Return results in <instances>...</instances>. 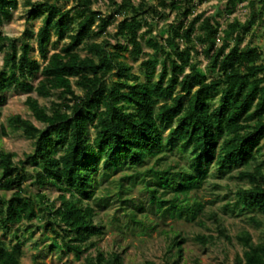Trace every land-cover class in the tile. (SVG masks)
I'll return each instance as SVG.
<instances>
[{
    "label": "trees",
    "instance_id": "obj_1",
    "mask_svg": "<svg viewBox=\"0 0 264 264\" xmlns=\"http://www.w3.org/2000/svg\"><path fill=\"white\" fill-rule=\"evenodd\" d=\"M108 1L115 12L104 16L91 8L92 0H77L67 9L59 1L25 0L28 20L44 14L36 32L41 63L31 57L27 41L18 45L17 38L3 34L1 25L12 17L18 0H0V93L14 87L28 94L26 106L44 124L39 128L18 114L8 119L12 129H21L33 141L34 151L16 162L14 152L0 148V189L12 191L8 199L0 197L2 232L13 225L29 230L32 221H40L56 244L79 256L94 244L93 237L104 233L96 222L97 211L114 197L128 210V227L143 225L136 212L145 210L196 221L204 205L192 201L191 194L210 174L237 168L246 186L237 188L231 208L264 215V161L256 163L264 146V56L257 46H241L252 21L234 19L221 27L211 15L195 11V0H155L154 5L147 0ZM243 1L225 0V11L231 13ZM250 3H258L264 15V0ZM167 8L179 15L168 25L167 37L159 38L152 35L154 22ZM114 23L113 50L107 38L91 40ZM65 38L68 42L54 50ZM198 44L208 60L203 70L193 61ZM82 49L89 54L82 56ZM119 50L141 59L145 80L132 73ZM112 74L116 79L110 83ZM32 92L43 98L56 92L61 100L46 107ZM6 135L0 123V137ZM172 153L178 157L169 161ZM29 162L36 166V183L59 191V204L42 192L29 195ZM118 172H124L113 181L119 191L113 194L108 187L98 195ZM137 181L145 183L147 207L131 196L122 198L130 191L126 184ZM248 218L262 228V238L255 242L249 231H242L237 239L244 250L234 264H264V221L257 215ZM219 231L231 239L224 228ZM183 240L179 233L173 235L163 264H179ZM22 248L20 239L1 240L0 264H23ZM85 261L123 264V254L97 249Z\"/></svg>",
    "mask_w": 264,
    "mask_h": 264
},
{
    "label": "rangeland",
    "instance_id": "obj_2",
    "mask_svg": "<svg viewBox=\"0 0 264 264\" xmlns=\"http://www.w3.org/2000/svg\"><path fill=\"white\" fill-rule=\"evenodd\" d=\"M41 1V0H32ZM59 1L66 9L75 5L77 0H53ZM119 1V0H116ZM140 0H133L137 4ZM155 0H147L148 5H154ZM195 11L205 12L213 17L221 27L234 19L240 20L242 23L252 21L250 31L245 33V39L241 46L246 44L260 48L264 56V15L260 16V6L255 3L251 5L250 0L238 3L231 13L225 11V0H208L198 3L195 0ZM91 8L104 16H108L115 12V6L108 0H92ZM29 6L25 4V0H18V6L13 11L12 17L4 21L1 25L3 34L17 38L18 45L24 40L31 46L30 55L42 60L36 47V32L42 24V17L28 20ZM179 15L175 10L164 9L162 14L155 19L152 35L157 37H167V27ZM76 18L74 20V24ZM115 24H111L107 28L106 34L98 37H91L92 41H101L107 38L112 45L109 49L113 50V45L117 40L112 36L116 31ZM145 30V28L143 29ZM147 37V36H146ZM145 36L142 39L144 41ZM56 38L53 37L52 40ZM68 42V38L59 41L54 50ZM147 52L151 50L144 49ZM203 45H197L198 53H195L193 61L198 63L200 69H205L208 60L203 53ZM52 50L49 49V53ZM82 56L89 54L85 49L78 50ZM123 55V60L132 66V73L139 75L140 80L146 79V70L141 65V59L134 60L128 52L119 50ZM3 52H0V71L2 70ZM215 73V72H213ZM116 76L112 74L108 81L112 83ZM36 82V79L35 81ZM78 92L79 90L75 88ZM31 96L38 99L39 103L50 107L53 103L59 102L61 97L58 93H54L51 97H37L35 92L30 93ZM28 94L17 90L14 87L6 89L0 93L3 101L0 102V123H2L8 135L0 137V148L5 151L15 153L14 160L25 159L28 154L33 153L34 144L29 138H26L21 129L15 130L8 124V119L13 115H21L24 119L31 120L37 127L43 128L44 124L35 120L31 111L25 104ZM218 95L215 96V103ZM92 134V130L90 131ZM178 155L172 153L170 160L176 159ZM264 161V146L257 155L256 163ZM36 166L29 162L26 165L28 177L25 187L31 197L38 192L47 195L50 201L59 204V191L51 184H38L33 179V172ZM214 171V167L211 168ZM212 173V172H211ZM239 169H233L224 175H209L203 187L191 194L192 201L203 203L204 207L200 216L196 221H186L183 218L162 217L150 212L138 211L137 219L142 221L140 226H127L129 218L125 215L128 210H122V202L120 200L113 201L105 208L99 209L96 215V222L102 225L104 233L91 239L94 242L85 253L76 256L72 252H66L62 246L53 241V236L43 230L40 221H32V228L24 230L22 226L13 225L12 229L3 233L0 229V241L5 243H13L17 239L23 242V253L21 262L23 264H86L85 258L93 255L95 250L102 249L105 252L118 250L123 254V264H144L151 262L153 264H163V256L167 251L168 244L175 233H179L184 240L181 242L183 249L179 264H234L242 257L244 247L237 239L242 231H249L255 242L262 238V228L248 218L252 215L264 221V215L256 210L240 213L238 209L231 208L236 199L235 191L238 187L245 185L246 180L240 179L238 176ZM124 172L114 174L111 179L104 182L98 190V195L105 193V188H110L111 193H116L118 188L113 181L119 179ZM130 191L124 194L122 198L133 197L144 203L147 207L148 194L144 188L143 181H137L133 185L126 184ZM126 189V188H125ZM11 190H1L0 197L8 199L11 197ZM229 206H228V205ZM151 226V227H150ZM145 229L143 230V228ZM153 227V228H152ZM224 228L231 237L227 240L219 229ZM144 231V232H142ZM197 237H203L204 243ZM61 242V240H59Z\"/></svg>",
    "mask_w": 264,
    "mask_h": 264
}]
</instances>
